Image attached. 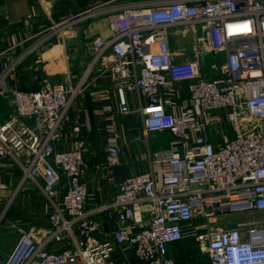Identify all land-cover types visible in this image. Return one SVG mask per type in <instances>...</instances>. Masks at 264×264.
I'll list each match as a JSON object with an SVG mask.
<instances>
[{"label":"built area","instance_id":"1","mask_svg":"<svg viewBox=\"0 0 264 264\" xmlns=\"http://www.w3.org/2000/svg\"><path fill=\"white\" fill-rule=\"evenodd\" d=\"M98 11L70 14L54 28L67 29ZM183 28L193 33V56L176 62L171 39ZM109 30V40H94L93 63L110 51L105 67L117 78L115 112H138L147 132L171 133L169 145L151 154L149 170L117 182L112 197L99 200L86 179L91 146L77 139L60 147L72 104L68 88L50 77L38 90L13 87L9 77L17 61L6 60L0 87L14 108L0 124V167L10 158L22 175L5 197L0 229L11 225L8 208L28 184L41 189L49 226L19 229L0 264H177L169 246L188 234L211 264H264V221L247 228L246 240L239 228H190L196 217L210 222L226 212H264V0H169L122 8L110 16ZM208 54L215 59L209 65ZM178 82H187L189 98L169 112L158 96L179 94ZM130 92L147 100L137 111L128 106ZM108 131L105 167L113 168L121 164L123 145L112 125ZM5 189L0 179V192Z\"/></svg>","mask_w":264,"mask_h":264},{"label":"crops","instance_id":"2","mask_svg":"<svg viewBox=\"0 0 264 264\" xmlns=\"http://www.w3.org/2000/svg\"><path fill=\"white\" fill-rule=\"evenodd\" d=\"M166 1L169 0H0V24L4 27V32L0 33V75L6 60L17 61L14 72L9 77L11 86L34 91L42 86L43 78L50 77L68 88L72 104L64 125L66 139L60 147L68 148L77 139H83L91 146V153L85 156L86 179L92 193L99 200L110 199L117 182L149 170L151 154L160 149L153 140L157 133L161 132H147L138 112L127 115L115 112L118 105L117 78L105 67L112 57L108 51L93 63L94 40L97 37L110 39V16L118 10L148 7ZM87 10L99 11L94 16L76 22L67 28L69 29L67 33L58 34L56 37L53 30L55 23L70 14ZM29 15H33V18L27 23ZM4 16H8L9 19L6 20ZM192 39L193 33L188 28L177 30L173 35L171 49L176 62L191 59ZM174 87L180 88L179 94L171 93V96H167L164 91L158 96L159 102L165 104L169 112L183 108L189 98L187 82L175 83ZM73 93L76 94L73 96ZM126 98L132 111L139 109L140 102L143 104L147 102L146 98L139 97L133 92L127 93ZM169 98L172 99L173 105L168 102ZM109 107L111 111L107 110ZM13 108L11 94L0 87V124L9 119ZM135 116H139L141 120L140 127L134 123ZM110 117L113 119L108 120ZM110 125L123 145V152L119 166L106 168L104 144L111 134L108 131ZM2 161L6 166L0 167V179L6 184V189L0 192V212L7 206L5 197L12 194L22 175L13 160L5 158ZM33 187L32 184H28L8 208L6 218L11 222L10 226H17L18 231L22 229L19 228L23 225L22 218L10 216L19 215L25 210V200L31 204V199L34 200L33 194L31 192L26 194V190ZM44 209H49L46 202ZM260 221H264V212L256 210L226 212L218 215L214 222L210 221L209 225L206 220L196 217L190 228L195 229L196 233H205L211 229L239 228L242 238L246 240L247 228ZM47 226L49 225L45 227L33 225L30 230L46 229ZM190 235L192 234L186 235L185 238ZM181 242L169 246L171 256L174 257L172 249ZM10 251L11 249L0 259V263L7 259ZM208 263L211 264V261Z\"/></svg>","mask_w":264,"mask_h":264},{"label":"rangeland","instance_id":"3","mask_svg":"<svg viewBox=\"0 0 264 264\" xmlns=\"http://www.w3.org/2000/svg\"><path fill=\"white\" fill-rule=\"evenodd\" d=\"M53 30H54V34H56L57 37L58 34L64 35L65 33H67L69 29H66V31H59L53 28ZM204 60L206 61V64L209 65L215 59L213 58L212 54H208L204 58ZM138 117L139 116L137 117L135 116L133 120L134 121L136 120L134 123L138 127H140L141 120ZM225 131L227 132L229 137L233 136L231 130L229 129V125H227V128H225ZM209 132L214 133V136L216 137L219 135L216 128H210ZM157 134L158 135L153 140V143H156L160 149H164L168 147L169 142L171 140V133L169 131H164ZM29 192L33 194L32 197L34 198V200L31 199V204L29 203V201L27 202V200H25V210L19 213V215L15 216L14 214H12L10 216L11 218L21 217L22 218L21 223L23 225L19 226V228H22L25 231L30 230L33 227V225H36L37 227L38 226L45 227L47 225L46 215H45L46 209H44V204L46 200L43 198L41 189L35 186L32 189L26 190V194ZM36 207H39V209H37ZM31 209L33 212L31 211ZM212 221L214 222V220ZM207 223L209 225L210 222L207 221ZM18 237H19V231L17 229V226H5L0 229V259L5 257L10 249L11 250L13 249L14 245L18 240ZM172 252L177 264H209L208 262H210L209 253L201 247V243L197 240L196 237L192 235L188 236L178 246L174 247L172 249Z\"/></svg>","mask_w":264,"mask_h":264},{"label":"bare ground","instance_id":"4","mask_svg":"<svg viewBox=\"0 0 264 264\" xmlns=\"http://www.w3.org/2000/svg\"><path fill=\"white\" fill-rule=\"evenodd\" d=\"M66 28L64 26H60V27H57V30L59 31H64ZM247 28L246 27H243V28H238L237 30H246Z\"/></svg>","mask_w":264,"mask_h":264},{"label":"water","instance_id":"5","mask_svg":"<svg viewBox=\"0 0 264 264\" xmlns=\"http://www.w3.org/2000/svg\"><path fill=\"white\" fill-rule=\"evenodd\" d=\"M105 228L107 229V225H105Z\"/></svg>","mask_w":264,"mask_h":264}]
</instances>
